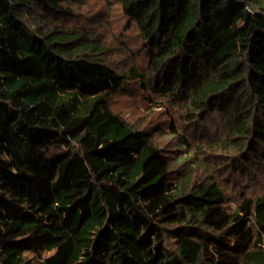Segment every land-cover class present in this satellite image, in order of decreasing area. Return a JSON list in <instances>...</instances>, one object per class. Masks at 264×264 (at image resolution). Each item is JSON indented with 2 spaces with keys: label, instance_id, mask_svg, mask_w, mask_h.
<instances>
[{
  "label": "trees",
  "instance_id": "obj_1",
  "mask_svg": "<svg viewBox=\"0 0 264 264\" xmlns=\"http://www.w3.org/2000/svg\"><path fill=\"white\" fill-rule=\"evenodd\" d=\"M118 2L148 71L119 73L66 27L68 0H0V264H264V190L231 207L216 180L179 179L110 106L137 81L184 127L218 115L225 147L256 161L264 0Z\"/></svg>",
  "mask_w": 264,
  "mask_h": 264
},
{
  "label": "rangeland",
  "instance_id": "obj_2",
  "mask_svg": "<svg viewBox=\"0 0 264 264\" xmlns=\"http://www.w3.org/2000/svg\"><path fill=\"white\" fill-rule=\"evenodd\" d=\"M68 2L71 15L65 19V26L88 30L93 40L104 46L110 65L119 73H124L131 65L148 71L149 55L143 49V38L135 22L128 26L118 0ZM166 103L134 80H128L110 100L113 111L143 130L163 153L171 155V167L179 179L193 171L192 180H216L231 207L264 190V151L254 156L256 161L247 162L243 152L227 149L221 141L223 128L218 115L206 116L203 121L189 122L184 127L179 111ZM170 122L175 125L177 134L172 133ZM182 137H187L190 145L183 143ZM239 165L241 168L235 171ZM49 254L51 252L43 256Z\"/></svg>",
  "mask_w": 264,
  "mask_h": 264
}]
</instances>
